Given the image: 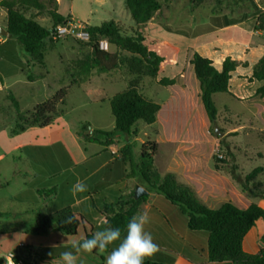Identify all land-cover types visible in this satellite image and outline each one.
Segmentation results:
<instances>
[{"label": "rangeland", "instance_id": "374dc122", "mask_svg": "<svg viewBox=\"0 0 264 264\" xmlns=\"http://www.w3.org/2000/svg\"><path fill=\"white\" fill-rule=\"evenodd\" d=\"M158 1L163 4L162 9L153 16L144 32L147 38L146 45L149 49L165 59L162 73L157 79L145 76L137 78L125 66L110 73L93 71L88 76L78 78L74 70L76 62L91 53V49L84 45L88 36L82 32L74 34L71 31H65L58 34L59 39L56 44L48 42L46 66L35 64L23 51L20 54L21 61L25 63L22 72L0 58V73L7 77L6 86L0 90V214H5L0 218V232H2L0 243L2 241L1 244L4 247H8L9 250L13 249L16 246L15 238L11 239L10 237L27 227H32L30 225L35 224L39 215L56 213L74 203L75 198L69 190L72 186L71 181L74 180L73 178L71 181L69 179L74 173V171H69L72 157L70 154L79 160L93 155L96 150L101 149L100 145L88 144L78 134L87 123L94 129L114 130L115 119L112 115L110 101L116 94L126 90L132 80L138 79L140 90L145 96L156 103H166L170 107L169 93L158 85V80L166 77L175 79L185 73L187 85L193 87V82L189 78L195 74L194 68L189 62L192 51L179 49L170 42L161 41L156 35L157 33L164 30L173 33H194L195 31L206 33L210 31L207 27L212 16L227 18L232 23H241L239 26L247 29L251 28L253 24L256 31L260 28L258 23L264 22V18L261 16L264 13V0ZM40 2L44 4L43 11L32 10L28 12V15L35 16L37 21L47 28H52V14L55 12L64 16L73 28L81 30H85L86 26H99L104 21L111 20L121 21L126 30L135 28V22L131 18L126 0H40ZM1 20L0 17V22ZM244 22L246 23L243 24ZM205 23L208 24L203 25ZM233 35L234 31L230 33L229 37L232 38ZM101 43L104 49L119 55L122 59L132 57L128 53L119 52L105 39ZM216 47L220 48L219 51L223 52L224 56H229L239 62L241 67H247V63L238 61L237 53H232L220 45H216ZM215 64L218 65V61H215ZM28 73L32 74L34 82L28 81L26 76ZM74 74L79 79V83L76 87L71 88L64 104L59 105L53 125L45 128L34 126L24 133L13 134L17 125L23 124L24 121L18 119V111L9 99L10 94L16 97L20 104V112L24 115L33 111L38 104L51 99L64 87L70 86L71 75ZM256 84L260 85V83ZM232 86V90L235 91L236 81ZM242 90L253 93L255 85L245 84ZM234 91L230 95L216 94L213 98L218 111L216 124L223 136L219 137L216 134L215 124H210L209 132H207L205 125L202 126V118L196 112L195 106V116L199 124L195 137L203 138V134L206 133L214 147V161L216 158L220 159L218 156L222 155L223 158L220 160L224 161L223 171L233 173L238 182L245 183V177L254 169L264 168V101H260L259 97L252 101H240ZM179 99L180 96H176L173 103L179 102ZM193 100L195 102V97ZM198 104L202 105L200 98ZM258 107H261L260 110L263 114L258 113ZM167 108L165 111L168 110ZM174 126V120L173 129H171L170 122L153 126L139 121L133 130L137 133L138 129L137 144L140 147L143 141L152 140V134L148 137L146 135L152 133L153 128H162L163 138H167L174 134ZM180 130L179 128L177 132L180 133ZM121 135L124 136V134ZM134 135L136 134H132L130 137L126 135L122 139V144L128 142L134 146L133 170L129 167V174L138 173L140 148L130 143ZM35 143L49 145V148L43 151L44 155L49 158L48 163L41 160L35 162L36 151L32 152L31 148L24 149L23 147ZM164 153L163 149L162 156ZM54 158L56 162H53ZM156 168L159 173L163 171L160 165H156ZM125 182L129 183L132 188L134 187L133 179H126ZM252 182H254L253 185H251ZM247 185L249 190L260 193L264 189V172ZM54 187H58V193L51 198L41 197L37 192L41 189ZM142 187L148 188L146 184ZM61 190L62 193H60ZM154 193H150L148 203H152L156 208L159 218L149 219L145 225V231L151 233L154 242L159 246V251L147 259L160 258L167 263L172 260L176 264H191L185 257L179 255L180 251L185 248L184 244L189 243L196 248L199 255H203L207 238L202 234L190 231L187 228L186 217L182 215L178 207L173 206L164 197L159 195L161 199H158V203L154 202ZM121 194L126 196L127 190L123 189ZM91 195L93 198L88 201V204L92 212L86 219L94 226L95 233L105 227L103 224L105 221L103 214L105 198L99 192ZM109 197L107 199L111 201L112 198ZM230 197L232 198H226V200L240 205L236 195ZM108 201L107 204H109ZM145 205L142 207V213L146 212ZM260 224H264V221L261 220ZM9 232L12 233V236ZM125 234L126 231L123 235ZM77 241L67 236L60 238L50 236L43 240L41 246L34 244L27 247L25 259L27 258L29 263L36 264L38 256L45 254L44 248H51L57 244L69 246ZM118 244L119 241L110 245L108 252L86 255L88 261L77 260L76 264H106V256ZM17 250L20 254L23 252L21 248ZM252 251L256 250L252 249ZM200 258L197 259L198 263L202 261ZM51 262L63 264L59 259L51 260Z\"/></svg>", "mask_w": 264, "mask_h": 264}, {"label": "trees", "instance_id": "16d2710c", "mask_svg": "<svg viewBox=\"0 0 264 264\" xmlns=\"http://www.w3.org/2000/svg\"><path fill=\"white\" fill-rule=\"evenodd\" d=\"M127 8L135 28L126 30L121 21H104L99 26H86L88 40L85 46L91 49V53L76 62L75 72L78 78L90 75L93 71L99 73H110L125 66L132 75L139 77H150L157 79L162 73L164 57L149 49L146 45L147 38L144 32L147 30L153 16L162 9L163 4L158 0H126ZM0 7L7 13L6 30L9 35L5 44L18 45L30 59L37 65L46 66L47 43L56 44L59 39V27H67L69 21L55 12L52 14L53 26L47 28L41 25L35 16L28 15L29 11L38 10L42 12L44 4L40 0H1ZM264 18V13L261 15ZM209 30L224 29V32L216 35L217 39H228L234 31L235 41L247 43L249 35L240 30H233L237 22L230 24L227 18L212 16ZM161 41L170 42L180 49L193 47L194 41L188 38L185 32L173 33L162 31L156 34ZM107 40L114 45L119 52H125L132 57L122 59L117 54L110 53L102 47V40ZM207 42L208 40H202ZM82 45V42H80ZM4 45L0 43V53ZM194 68L195 76L200 84V98L211 125L218 119V111L214 102L216 94H231V79L240 63L227 57L222 68L218 69L214 62L199 53H194L190 61ZM23 67V66H22ZM69 73V71H67ZM75 74L72 76V83L57 92L48 101L38 104L35 109L26 114L20 112V104L13 94L9 99L18 111V119L24 121L18 124L13 134L26 132L30 127L39 126L45 128L55 122L58 114V107L64 104L69 96L70 90L76 87L79 79ZM28 80L34 82L32 74H27ZM130 82L129 87L116 94L110 101L112 115L115 119V129L105 131L100 129H89L91 125L87 123L79 132L78 136L87 143L101 144L105 147L116 144L117 138L121 134H132L133 128L139 121L147 125H153L157 121L161 105L145 96L139 87L138 79ZM251 81H258L263 85L257 90L256 95L264 98V56L261 57L253 67ZM0 83L2 79L0 77ZM175 79L162 78L158 80V85L163 87L172 86ZM125 162L134 164V146L127 145L120 150ZM159 153V144L154 140L146 141L140 148L138 164V174L144 184L147 185V195L139 200L134 199V191L124 196L121 195L115 204L104 206L105 220L112 227H118L125 233L128 220L135 214L142 213L143 205L149 202L150 193L165 198L173 206L178 207L182 215L186 217L187 228L192 232H197L207 238V248L205 255L210 263L215 264H264V248L257 254H249L244 251L243 244L248 233L256 226L260 220L264 221V208L257 204L250 205L247 209H241L233 202H225L219 209H211L204 204L195 191L183 184H180L174 174H161L155 165V158ZM224 161L215 159V169L223 170ZM264 172L263 167H258L249 173L242 184L244 192L249 191L248 183ZM38 194L51 198L57 195V188L41 189ZM264 199V189L260 192ZM77 217L76 222L65 224L64 220L70 216ZM5 214H0V218ZM168 221V220H167ZM106 226V225H105ZM94 226L81 214L76 213L71 207H66L49 215H39L35 224L29 228L26 234L37 237H46L51 233L74 238L75 241L82 242L86 238H91L94 234ZM77 241V242H78ZM264 242V238H263ZM74 242L73 244H75ZM73 244L69 246H53L45 250V254L38 256L36 264H53L51 260H61V253L73 251L77 255V260H86L92 254L97 255L98 250L92 253L81 251L75 253ZM109 250V249H108ZM23 260L29 263L28 259L17 256L14 261L19 264ZM61 263L62 260H61ZM0 264H4V259L0 257ZM145 264H176L170 260L168 263L160 258L146 259Z\"/></svg>", "mask_w": 264, "mask_h": 264}, {"label": "crops", "instance_id": "0c3cea01", "mask_svg": "<svg viewBox=\"0 0 264 264\" xmlns=\"http://www.w3.org/2000/svg\"><path fill=\"white\" fill-rule=\"evenodd\" d=\"M1 1V0H0ZM264 11V9H263ZM0 17L2 18L0 22V27L6 29L7 23V13L4 9L0 7ZM210 24V22H208ZM205 23L203 25H206ZM244 22L243 24H245ZM208 24V26H209ZM232 24V22H230ZM241 23L233 26V29H239L241 32H244L249 35V40L247 43L236 42L235 33L232 38L227 39H215L214 37L222 32H224L228 27L224 29H217L213 31H208L206 33H186L189 39L194 41L193 47L187 48L192 51V57L194 53H199L200 55L211 59L214 62V65L218 68H222L224 60L229 56H224L223 52H220L216 45L224 49H229L230 52L237 53L238 61L242 63H247V67H238L236 72L231 79V92L233 86L232 84L236 81V90L234 94L237 96L240 101H252L258 99L256 95L257 90L263 85L258 81H251L250 78L253 73V67L258 62V60L264 56V22L258 23L260 28L256 31L254 25H251V28L247 29L243 26H239ZM263 26V28L261 27ZM160 33V32H159ZM208 40L203 42L202 40ZM7 38L0 37V43L4 45L2 53H0V58L6 62L8 65H13L14 68L18 69L20 72L23 71L25 63L20 59V54L22 50L18 45L8 44L5 46ZM238 45V46H237ZM240 45V46H239ZM243 46V47H241ZM180 49V48H179ZM202 50V52H201ZM218 51V53H217ZM220 52V53H219ZM242 55V56H240ZM191 57V59H192ZM190 59V61H191ZM217 59V60H216ZM219 59V60H218ZM234 60V59H233ZM189 61V62H190ZM215 61H218V65L215 64ZM11 74V73H9ZM27 76V75H26ZM2 83H0V90L6 86V75L0 73ZM168 79H174L173 77H166ZM193 82V87L187 85V76L185 73L175 78L176 83L172 86L163 87L169 93V102H171V107L167 106L166 103H162L161 110L158 114L157 121L154 125H163L167 122L171 123V129H173V120L175 123L174 134L163 138L164 133L162 128H153L152 133H147V137L151 136L152 140L158 142L159 144V153L155 158V164L160 165L163 169L161 174L172 173L174 174L176 180L183 185H186L192 188L199 199L206 204L211 209H219L225 202L231 201L226 200V198H232L230 196H237L238 203L237 205L241 209H247L252 204H257L260 207L264 208V199L261 197L259 192L251 191L244 192L242 190L241 182L237 181L236 176L231 172L217 171L215 169V161L213 159L214 147L209 139V136L205 133L203 138L195 137L196 131L198 130V122L195 116L197 112L201 116L203 124L209 132L210 121L205 112V109L202 105L198 104L200 98V84L194 74L189 77ZM28 79V77H27ZM29 81V80H28ZM256 83H260L258 86ZM245 84L255 85V91L253 93L244 92L242 89ZM160 86V85H159ZM193 88V90H192ZM176 96H180L179 102L173 103V99ZM195 97V102L193 98ZM260 98V97H259ZM260 101H264V98H260ZM201 101V98H200ZM202 102V101H201ZM159 104V103H158ZM196 106V112H195ZM168 107L167 111L165 108ZM261 107H258V113L263 114L260 110ZM255 113V112H253ZM180 120V121H179ZM180 124H179V123ZM136 127V126H135ZM93 128V126H92ZM180 133H178V129ZM94 129V128H93ZM137 129V128H136ZM138 133V129H137ZM132 130L134 137L131 138L132 144L137 145L138 148V135ZM132 134H124V136L119 135L117 142L114 145L105 147L101 144V149H98L94 152L93 155L86 156L77 160L73 154H70V166L69 171H74L72 176H70V181L72 180V186L76 183L77 180L84 182L88 186L86 192L77 193L73 195L71 188H69L71 195L75 198L74 203L69 205L76 213L83 215L87 218L92 210L88 204L89 200H92V195L95 192H99L105 198L103 205H106L108 199L111 196V201H108L109 204H115L120 196L123 189L127 190V195L131 193V190L136 189L137 186H143L144 182L142 181L140 175L132 172L128 173V168L132 170L130 162H125V158L121 155L120 150L125 146L129 145L128 142L122 144V139L126 135L130 137ZM154 136V137H153ZM143 141L139 148L144 144ZM95 144V143H88ZM49 145L35 143L33 145H25L24 149L31 148L32 152L35 150V162L41 160L45 163L49 162L48 156L46 157L43 153L44 149H48ZM164 149V156L161 154ZM140 152V151H139ZM42 154V155H40ZM53 162H56V159H53ZM79 173L78 175L76 173ZM246 178V177H245ZM126 179H133L132 185L133 188L129 186V183L125 182ZM121 183V184H120ZM254 182L251 183L253 185ZM252 187V186H251ZM58 188V187H56ZM58 190V189H57ZM58 193V191H57ZM62 193V190L61 192ZM155 201L158 203V199H161L160 196L154 193ZM110 200V199H109ZM222 202V205H220ZM232 202V201H231ZM145 210L149 216V219L159 218L156 208H154L152 203L145 205ZM261 220L257 222L256 226L248 233L244 240L243 248L244 251L249 254H257L262 248H264V224H260ZM261 225V226H260ZM33 226V225H30ZM261 227L260 230L258 227ZM31 227H27L18 233H14V236L10 237L15 238L14 242L16 246L9 250L8 247H4L2 241L0 243V257L7 255L8 253H16L21 256L23 259L27 256V247L34 244L40 245L44 239L48 237H61L59 234L51 233L46 237H37L35 235L26 234L27 230ZM2 232H0V237ZM189 233V232H187ZM197 235V234H192ZM64 237V236H62ZM37 246V245H36ZM41 246V245H40ZM60 246V245H55ZM182 251H180V256L185 257L191 264H215L210 263L205 254L199 255L195 247L189 243L184 244ZM23 249V252L18 253L17 249ZM44 248V247H43ZM49 248V247H48ZM48 248H44L47 250ZM207 248V245H206ZM205 248V249H206ZM255 249L256 251H252ZM4 250V251H3ZM3 251V252H2ZM200 258L198 263L197 259Z\"/></svg>", "mask_w": 264, "mask_h": 264}, {"label": "clouds", "instance_id": "9594fccd", "mask_svg": "<svg viewBox=\"0 0 264 264\" xmlns=\"http://www.w3.org/2000/svg\"><path fill=\"white\" fill-rule=\"evenodd\" d=\"M90 127L89 133L91 134ZM88 186L77 180L72 186L73 195L86 192ZM75 215L68 216L65 224L76 222ZM149 222L147 212L133 215L127 222L126 234L122 235V230L118 227H112L108 221H103L106 225L102 230L96 231L91 238H86L82 242L73 244L75 253L81 251L92 253L98 250L101 253L108 252L109 246L119 241V244L112 249L106 256V264H145L147 258L152 257L159 251V246L154 242L150 232L145 231V225ZM8 261V259L5 257ZM63 264H76L77 255L73 251L61 253ZM9 264V261H8Z\"/></svg>", "mask_w": 264, "mask_h": 264}, {"label": "water", "instance_id": "95a60500", "mask_svg": "<svg viewBox=\"0 0 264 264\" xmlns=\"http://www.w3.org/2000/svg\"><path fill=\"white\" fill-rule=\"evenodd\" d=\"M263 28V26H261ZM67 31H71L74 34H79L80 32L86 34V30H81L79 28H73L71 25H68L66 28ZM9 35L8 31L4 29L3 27H0V36L1 37H7ZM215 129H216V134L219 137L223 136V133L219 130V127L217 126L215 122ZM149 192L142 186H137L135 191H134V199L139 200L141 197L147 195Z\"/></svg>", "mask_w": 264, "mask_h": 264}, {"label": "built area", "instance_id": "2783aa9c", "mask_svg": "<svg viewBox=\"0 0 264 264\" xmlns=\"http://www.w3.org/2000/svg\"><path fill=\"white\" fill-rule=\"evenodd\" d=\"M66 28H67V27H59V28H58L59 34L65 32V31H67ZM218 157H219L220 159L223 158L222 155H219ZM17 256H18V255H17L16 253H13V252H12V253H8L7 255L3 256L4 264H8V261H9V264H16L15 261H14V259H15ZM5 257L8 259V261L5 259ZM19 264H28V263H25L23 260H20V261H19ZM31 264H32V263H31Z\"/></svg>", "mask_w": 264, "mask_h": 264}]
</instances>
